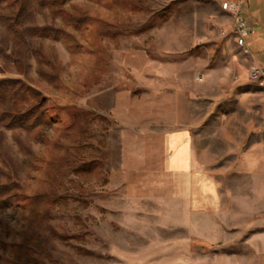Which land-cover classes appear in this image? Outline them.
Instances as JSON below:
<instances>
[{
	"label": "rangeland",
	"instance_id": "1",
	"mask_svg": "<svg viewBox=\"0 0 264 264\" xmlns=\"http://www.w3.org/2000/svg\"><path fill=\"white\" fill-rule=\"evenodd\" d=\"M109 1L68 0L64 7L88 20L80 30L34 13L19 27L23 50L0 24V78L39 91L54 118L17 139L0 128V182H16L20 198H46L0 207V264H264V202H237L227 235L209 240L176 225L165 204L161 149L172 111L180 116L188 101L194 135L200 122L221 136L233 130L221 118L243 116L241 90L264 108V85L247 79L251 57L236 44L230 15L221 0H131L136 11ZM251 8L242 6L247 15ZM116 27L126 33L102 35ZM84 163L90 171L76 173Z\"/></svg>",
	"mask_w": 264,
	"mask_h": 264
},
{
	"label": "crops",
	"instance_id": "2",
	"mask_svg": "<svg viewBox=\"0 0 264 264\" xmlns=\"http://www.w3.org/2000/svg\"><path fill=\"white\" fill-rule=\"evenodd\" d=\"M245 4L252 7L250 15L244 12L243 15L253 29L246 36V47L252 63L264 65V0H245L243 6ZM258 25L263 27L261 31L256 29ZM235 98L243 113L241 119L235 122L232 118L220 120L221 127L229 123L233 128L229 135H207L206 123L199 122L195 136L191 130L194 121L188 101L185 104L183 101L180 116L175 117L173 111L170 113L171 128L163 132L161 159L168 178L167 213L171 214L176 225L205 240L227 235L230 218L237 213L235 208L232 209L237 202H245L244 206L247 202H264V120L261 107L255 109L253 103L257 98L250 90H241ZM261 101L264 103V96ZM239 127L243 129L241 133ZM219 138L220 150L217 146ZM237 183L239 187L233 188ZM254 192L257 193L256 201ZM241 213L244 216L246 211Z\"/></svg>",
	"mask_w": 264,
	"mask_h": 264
},
{
	"label": "trees",
	"instance_id": "3",
	"mask_svg": "<svg viewBox=\"0 0 264 264\" xmlns=\"http://www.w3.org/2000/svg\"><path fill=\"white\" fill-rule=\"evenodd\" d=\"M67 1L68 0H4L5 10L0 12V24L3 26L6 33L13 39L15 45L18 44L21 46L17 49H22L25 45V37L19 28L20 25L26 21L27 17H31L34 13H41L43 10H46L52 17L59 18L63 24L71 26L75 30H80L83 26L88 24V20L85 17H79L69 12L64 7ZM117 2L124 3L122 5L126 4V10L128 9L130 11H136L138 6V4L131 0H110L108 6L111 9H117L118 7L125 10L120 4L117 7L110 5H114V3ZM151 26L152 24L148 23L139 27L134 30V34H139L149 29ZM114 29L115 28H113L114 32H112V30L104 28L102 35L111 38L126 33L121 27H116V29ZM37 56H39V54H37ZM38 61L40 62L39 59L37 62ZM20 62L23 63L19 57H15L13 60V63L18 64ZM78 114H80L81 120H85L83 125H85L87 121L90 122V120L87 119L88 113L86 114L83 111H79V113H76V116H78ZM51 118H53L52 115L45 113L43 100L40 97L39 91L25 84L22 79L8 77L0 78V128L15 132V138L17 139L18 135H16V131H34L37 127L44 125L47 119ZM77 120L79 121L78 117L76 120L71 119L67 129L73 128ZM83 125H80V127ZM76 146H78L77 143L73 145V147ZM29 152L30 151L27 153L25 152V155L29 154ZM86 167L88 168L85 169ZM89 167L90 166L84 163L76 168L75 172L85 174L90 171ZM15 190H17V185L13 180L7 179L4 182H0V207L2 205H10L20 199L30 208L43 204V202L37 201H46V198H41V196L31 198V200L23 196L20 198L17 196Z\"/></svg>",
	"mask_w": 264,
	"mask_h": 264
},
{
	"label": "built area",
	"instance_id": "4",
	"mask_svg": "<svg viewBox=\"0 0 264 264\" xmlns=\"http://www.w3.org/2000/svg\"><path fill=\"white\" fill-rule=\"evenodd\" d=\"M245 0H221V9L226 11L231 18L230 31L234 36L236 44L243 48V52L250 55L246 47V36L253 32L251 26L245 20L242 6ZM248 81L261 80L264 84V65L252 63L247 72ZM264 120V108L262 110Z\"/></svg>",
	"mask_w": 264,
	"mask_h": 264
},
{
	"label": "bare ground",
	"instance_id": "5",
	"mask_svg": "<svg viewBox=\"0 0 264 264\" xmlns=\"http://www.w3.org/2000/svg\"><path fill=\"white\" fill-rule=\"evenodd\" d=\"M252 81L256 82L258 85H261V86L264 85V84H262V81H261V80H252ZM254 84H255V83H254Z\"/></svg>",
	"mask_w": 264,
	"mask_h": 264
}]
</instances>
